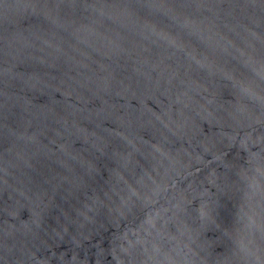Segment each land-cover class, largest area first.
Here are the masks:
<instances>
[{
    "label": "water",
    "instance_id": "obj_1",
    "mask_svg": "<svg viewBox=\"0 0 264 264\" xmlns=\"http://www.w3.org/2000/svg\"><path fill=\"white\" fill-rule=\"evenodd\" d=\"M0 264H264V0H0Z\"/></svg>",
    "mask_w": 264,
    "mask_h": 264
}]
</instances>
